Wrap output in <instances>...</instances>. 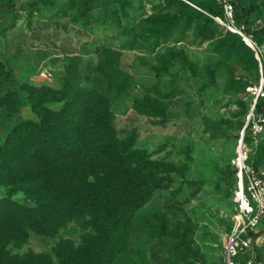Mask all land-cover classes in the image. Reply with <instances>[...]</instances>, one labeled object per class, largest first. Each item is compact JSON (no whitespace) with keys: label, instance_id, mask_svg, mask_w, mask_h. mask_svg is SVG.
Wrapping results in <instances>:
<instances>
[{"label":"rangeland","instance_id":"rangeland-1","mask_svg":"<svg viewBox=\"0 0 264 264\" xmlns=\"http://www.w3.org/2000/svg\"><path fill=\"white\" fill-rule=\"evenodd\" d=\"M205 1L212 5V0ZM35 2L8 0L0 7V147L15 124L36 119L32 100L41 98L42 90H60L72 65L79 70L76 86H94L103 100L107 98L113 124L132 136L128 148L140 150L159 165L156 171L161 167L165 171L157 175L153 196L128 220L122 239V246L128 247L105 264L223 263L240 204L232 162L252 104L247 87L256 78L250 63H238L235 55H222L226 51L219 42L227 33L237 34L222 15H214L215 25L206 38L195 39L189 29L179 39L177 29L170 38L154 39L148 36L150 27L145 20L165 14V0ZM249 4L254 8L251 28H259L264 24V0H249ZM82 6L87 23L79 17ZM177 11L170 4L169 16ZM239 37L253 50L250 36ZM221 43L227 45L225 40ZM112 59L121 76L127 77L125 94H108L105 83L93 72ZM230 75L235 81H229ZM238 81L244 87L233 90L232 86L240 87ZM8 94L11 99L16 97L17 112L10 113L2 105ZM149 97L158 100L159 116L133 108L134 100ZM46 106L58 110L62 103ZM120 136L125 134L118 139ZM250 140L253 144L245 143L252 150ZM257 140L264 146V133ZM118 151L126 158L128 151ZM2 160L0 157V175ZM10 187L0 181V199L26 204L25 193ZM81 228L74 222L50 233L27 230L0 249L8 255L44 254L56 261L61 240L81 246ZM260 228H264V215L255 230ZM256 244L264 252V235Z\"/></svg>","mask_w":264,"mask_h":264},{"label":"trees","instance_id":"trees-1","mask_svg":"<svg viewBox=\"0 0 264 264\" xmlns=\"http://www.w3.org/2000/svg\"><path fill=\"white\" fill-rule=\"evenodd\" d=\"M38 1L43 0H36L35 4ZM165 1L168 5L167 12H163L165 14L160 17L153 14L145 20L150 27L148 36L154 39L170 38L177 29L179 39L189 29L195 39L206 38L215 25L212 16L222 15L221 7L215 0H212V5L205 0H201L202 3L195 0ZM7 3L8 0H0V7ZM170 4L178 10L172 16H169ZM163 6L166 7V3ZM253 11L249 0H236L235 27L261 46L264 45V24L251 28ZM79 17L84 23L88 22L84 6ZM224 40L227 41L226 47L221 43ZM222 41L218 44L226 51L222 55L226 58L235 55L238 63H250L251 69L256 72L252 84L257 82L258 63L254 51L243 43L238 34L227 33ZM1 67L0 64V73ZM93 72L105 83L108 94L121 95L129 89L127 77L121 76L114 59L105 60ZM78 73L79 70L71 65L60 90H42L38 94L41 98L35 97L31 102L36 119L15 124L0 147L3 159L0 181L11 185L13 191L24 192L27 200L26 204H21L10 198L0 199V246L24 236L27 230L50 233L74 222L82 227L81 246L61 240L56 261L44 254L8 255L0 249V264L109 262L113 254L128 247L122 246L123 234L128 231V220L133 217V211L153 196L157 175L165 172L163 167L156 171L160 166L143 156L140 150L128 148L132 146V136H126L127 131H118L113 124L114 114L109 101L107 98L103 100L94 86L89 89L76 86L74 78ZM228 79L235 81L232 75ZM236 83L240 87L232 86L233 90L245 85L239 81ZM11 96H3L1 103L10 113L17 112L16 97L11 99ZM58 102L62 103L58 110L46 106ZM157 103L158 100L152 97L134 100L133 108L138 113L159 116L161 112L155 106ZM254 111L264 114V99L257 101ZM247 132L244 141H250L247 144L251 145L253 143ZM116 149L128 151L129 155L126 154L125 158V153ZM247 163L254 169L263 167L264 146L254 144ZM233 174L236 179L235 167ZM248 235L252 238L250 247L231 257V262L264 264V252L256 244V240L264 235V228L249 231ZM221 264H226L225 257Z\"/></svg>","mask_w":264,"mask_h":264},{"label":"built area","instance_id":"built-area-1","mask_svg":"<svg viewBox=\"0 0 264 264\" xmlns=\"http://www.w3.org/2000/svg\"><path fill=\"white\" fill-rule=\"evenodd\" d=\"M215 1L221 7L222 17L227 27L245 39L242 32L235 27L234 2L236 0ZM249 41L258 63V79L257 82L247 87V92L252 95V104L238 140L236 157L232 162L238 177L237 196L240 204L224 248L226 264H233L230 258L250 247L252 238L248 232L256 229L264 215V166L254 169L247 163L251 148L246 147L244 141L246 130L254 144L258 143L257 136L264 132V114L254 111L257 101L264 99V45H256L251 39Z\"/></svg>","mask_w":264,"mask_h":264},{"label":"water","instance_id":"water-1","mask_svg":"<svg viewBox=\"0 0 264 264\" xmlns=\"http://www.w3.org/2000/svg\"><path fill=\"white\" fill-rule=\"evenodd\" d=\"M246 39V38H245ZM250 42V41H249Z\"/></svg>","mask_w":264,"mask_h":264}]
</instances>
